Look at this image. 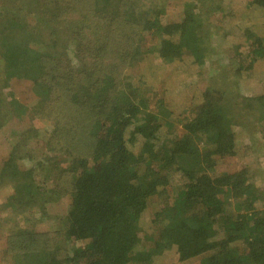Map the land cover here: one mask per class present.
Segmentation results:
<instances>
[{"label": "trees", "instance_id": "trees-1", "mask_svg": "<svg viewBox=\"0 0 264 264\" xmlns=\"http://www.w3.org/2000/svg\"><path fill=\"white\" fill-rule=\"evenodd\" d=\"M222 2L188 0L180 21L164 23L166 4L152 0H0L1 86L52 124L25 130L0 97V264H264V204L243 140L264 128V86L249 97L238 84L264 66V0H245L248 20L232 23L247 41L234 48L239 66L206 81L209 19ZM154 59L198 79L178 113L137 73L157 76ZM120 87L133 92L124 103ZM81 143L86 152L74 154ZM67 171L70 191L48 190ZM64 195L57 227L42 231Z\"/></svg>", "mask_w": 264, "mask_h": 264}, {"label": "rangeland", "instance_id": "rangeland-1", "mask_svg": "<svg viewBox=\"0 0 264 264\" xmlns=\"http://www.w3.org/2000/svg\"><path fill=\"white\" fill-rule=\"evenodd\" d=\"M153 3H157L159 5L166 4V13L165 17H163V22L170 21H180L183 17V9L184 4L188 0H152ZM245 0H223L222 9L215 13L209 19V28H210V45L212 48V55L209 59H207L205 64V72L203 74V78L207 81L212 74L214 69L223 68L228 70H234L239 66V62L241 58L236 56L235 47L243 46L241 48V52L245 50V45H247L246 38L241 35V30L243 27L237 28L233 30L232 26L237 24V20L242 18H246L247 13V5L244 3ZM205 8H203L204 10ZM233 19V21H231ZM234 25L232 24L234 22ZM238 26V25H237ZM231 31V33H230ZM145 41L149 45H155L157 43L156 39L147 33L144 34ZM245 52V51H244ZM161 62L157 60L152 61V66H160L158 70V75L152 77V71L148 66L144 67V69L138 70L137 73L142 72L143 76H145V82L149 85L153 90L157 89L164 92L166 103L168 107H171L176 112H179V108L185 104L189 103V99H191V95L193 92V86L198 82L196 76L191 74V70L188 67L186 71L182 70L178 67L171 66L170 69L168 67L160 64ZM132 71H127L128 75L134 76L136 74H131ZM153 78V79H152ZM232 79V78H231ZM230 79V80H231ZM264 66L255 67L252 71H250V75L244 76L242 79H238L239 90L242 96H255L258 95L264 86ZM263 85V86H262ZM133 96V92L130 90H125L124 88H119L116 94V97L120 102L124 103L127 99H131ZM0 97L5 99L7 104L11 107V110L14 114V118H16L20 123L23 124L25 130L33 129H41L47 131V128L52 129V124L48 122H44L39 118H36L32 112V110L23 104H21L17 100H12L5 90L2 88L0 83ZM155 98L151 97L149 101L150 107L153 105ZM176 108V109H175ZM177 116V115H176ZM188 118V112H185L183 116L179 120L171 121L168 126V133L172 135L178 134L181 130L182 122H186ZM169 136V135H168ZM256 140L254 142L248 143L244 136V144L246 148V156L248 158V165L253 170L251 176V182L258 188L261 193V199L259 200V204H264V128L259 131L254 129V135ZM74 154H83L86 152L85 145L81 143L72 149ZM72 157L69 156L67 152H61L59 155V165L64 168H68L70 164V159ZM224 169H234V164L232 162H228ZM242 166L240 162H238V167ZM222 168V167H221ZM75 173L70 171L64 172L63 175L59 177L57 182V178L55 179L54 175L52 177V181L48 182V190L49 189H61L60 191L69 192L75 177ZM173 189L177 190V188L181 185L182 178L181 173L173 172L171 176ZM50 193L44 192L43 190L38 191V196L41 200L46 199ZM63 203H60L56 198L52 204L48 206L49 215L47 218H43V222L40 225V229L47 233H53L56 224V217L60 214H63L66 209V202L68 201V197L64 195L62 197ZM67 200V201H66ZM61 201V200H60ZM64 203H66L64 205ZM156 209V205H153L148 218L151 217L152 211ZM146 218V222L147 219ZM79 246V244H76ZM64 252V251H63ZM203 257L199 259L192 260L190 262L200 261ZM186 263H174V261L169 260H160L157 264H188Z\"/></svg>", "mask_w": 264, "mask_h": 264}]
</instances>
